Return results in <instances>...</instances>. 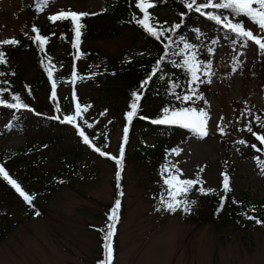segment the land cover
<instances>
[{"label": "rangeland", "instance_id": "374dc122", "mask_svg": "<svg viewBox=\"0 0 264 264\" xmlns=\"http://www.w3.org/2000/svg\"><path fill=\"white\" fill-rule=\"evenodd\" d=\"M161 1L155 0L156 6L149 12L172 20L173 9L162 5ZM99 2L52 0L43 12H38L26 6L24 0H0V41L30 30L34 24L44 22L49 15L62 9L81 12L88 7L94 10ZM138 12L142 17L143 13L139 9ZM249 29L256 35H264L254 24H250ZM136 31V27L126 28L115 36L85 39L82 45L88 49L95 48L108 57L120 55L125 49L133 55L135 50L130 41ZM218 36L219 46L211 63V82H202L196 87L201 91L196 89L197 95L203 96L204 92V100L208 103L194 97L195 103L182 104V107L208 111L209 134L203 138L192 134L176 144L173 149H179V155L172 149L168 154V166L176 165L183 173L182 179H193L199 173L205 188L222 189L221 165L227 150L237 166L230 181L231 193L239 197L246 191L251 202L264 208V174H261L253 157L239 158L237 149L232 147L233 143L239 144V137L250 138L248 132L242 130L249 122L254 121L256 127L262 129L253 117L261 115L264 118V54L253 42H249L247 47L239 46L241 51H238L237 45H225L222 34ZM63 50L56 48L52 55L58 56ZM234 58L240 61L236 71H232ZM16 62L26 79L36 76L37 70L28 51H19ZM74 64L88 68V59L79 57ZM94 66L92 64L88 69ZM207 79L205 76L202 81ZM179 83L180 87L173 91L172 96L190 94L189 85ZM48 86L46 83L37 90L35 102H49ZM120 89V82L109 73L76 85L74 93L91 105L77 118L91 144H85L76 133L59 148L43 149L44 164L52 169L58 164L57 150L67 149L73 142L80 141L81 150L74 160L77 171L67 183H60L49 192L43 191L38 197L44 206L42 215L18 218L17 203L11 207L10 221L17 222H11L9 231L0 240V264H93L94 259L101 256L98 226H106V204L113 200L115 194L112 178L117 167L96 152L92 145H105V152L109 154L119 152L123 128L127 123L125 108L128 101ZM57 93L65 102L63 113L70 115L74 109L73 91L68 85H61L57 87ZM158 103L145 100V107L151 111L159 106ZM245 109H249L252 115L242 117ZM220 117H223L222 122ZM218 124L225 128L224 134L218 130ZM71 129L75 131L76 127L71 126ZM139 138L138 125L131 131L129 156L121 175L123 209L115 234L113 264H264L263 229L232 224L219 227L210 221L193 220L191 211L177 210L173 213L157 210L161 198L166 199L167 194L162 193L152 168L140 154L136 155ZM156 138L148 135L143 141L150 143ZM24 141L25 136L15 129L0 130V150L21 148ZM214 167L217 169L215 174L211 171ZM201 168L203 172H200ZM203 207L200 201L198 210Z\"/></svg>", "mask_w": 264, "mask_h": 264}, {"label": "trees", "instance_id": "16d2710c", "mask_svg": "<svg viewBox=\"0 0 264 264\" xmlns=\"http://www.w3.org/2000/svg\"><path fill=\"white\" fill-rule=\"evenodd\" d=\"M24 2L26 6L36 9L37 0H32V2L24 0ZM198 2L203 3L204 0H198ZM135 3L136 0H100L96 9L90 10L88 7H85L81 10V12L99 13L98 15H90L83 18L82 23L85 25V28L82 30V42L85 39L115 36L126 28H138V31H136L133 36L134 38L130 41V45L133 46L135 50L133 55L125 49L120 55H116V58L108 57L98 52L95 48L88 49L83 47L81 42L79 57L88 59V68L91 67L92 64H95L94 68L91 69L74 64L76 60L75 57L78 54L77 50L72 47L73 32L69 21H58V24H56L46 19L40 24H34L42 35L50 37L45 52H41L37 44L29 38L35 35V33L32 32L34 25L30 30L12 37L19 41L17 45H0V51L6 54L7 60L6 64H0V73L4 74L0 75V89H9V91L0 94V99L8 103H15V100L12 98L13 94H19L22 101L29 106L27 109L16 110L7 107L6 104H0V130L5 132L15 129L25 136V141L21 148L5 147L0 150V166H3L9 176L16 180L26 193L33 196L32 204L29 205L8 181L5 180L3 176H0V223H2L0 224V240L5 237L9 231L11 222L13 224L17 222V220L10 221V217L13 214L11 207H13L14 204L17 203L18 218H21V216L36 217L38 216L37 213L42 215L44 206L38 201V197L42 195L43 191L49 192L57 188L60 183H67L76 170L74 160L81 150L80 141L77 143L73 142L67 149L62 148L57 150L58 164H56L54 168L49 169L44 164L45 153L43 149L51 146L59 148L63 143L70 141L71 137L76 133L78 134L77 128L75 131L71 129V126L74 125L62 122L65 116V113L62 111V107L65 106L63 99L59 98L58 93L56 101L51 99L52 81L48 78L45 65H49L50 63L52 66V80L56 82L57 87L68 85L73 93L78 83L92 80L97 77L99 78L109 73L110 77L120 82L122 86L120 92L125 94L128 98L125 112L129 110L132 92L143 91L139 116L157 118L161 115L160 108H162V106L181 108L182 104L185 103L172 96L173 91L180 87V85H178L180 84L179 82H182L183 85L184 82H186V84L189 85L191 79L190 72L183 66V59L186 55V53H181L180 51V49L183 48V43L193 45L194 47L192 50L197 53V59L204 63L208 61L212 63V60L216 56L214 52L219 46V33L223 36L222 43L225 45L229 43L235 44L233 46L237 45L238 51H241L239 47L241 44L239 42L233 43L237 38L227 33L226 30L215 24V22L208 20L195 11H189L181 0H162V5L173 9V19L166 20L159 18L156 14H152L154 22H157V26L163 25L164 28H171L174 24H181V27L174 33L167 32L165 34L166 36H171L172 39L176 41V43L167 50V55L165 56L166 50L164 44L168 41L163 38V42L157 41L155 38L145 33L133 20L134 14L138 18L140 17ZM182 13L185 14L183 18L181 17ZM240 19L244 20L245 27L249 29L252 23L243 17ZM197 29L199 32H197ZM52 33H55V35H52ZM56 48L64 49V52L58 56L52 55V52ZM209 48H213L214 51L210 53L208 51ZM21 50L28 51L30 60L37 70V74L33 79H26L16 62L17 53ZM162 56L165 58L161 61L159 70L152 76L147 86L141 89V82L152 74L153 68ZM48 58H50V61ZM42 59L44 60L43 65L41 64ZM74 70L77 72L75 79H73L72 76ZM198 75L201 76V80L205 77L203 73H198ZM5 81L7 83H5ZM46 83L49 85L47 91V99L49 102H46L48 104L45 102H35L37 90ZM198 84H194L193 86L196 88ZM198 90L200 91V89ZM203 97H205L204 92ZM73 100L74 109L71 111L70 115L75 114V104L77 102L80 103L82 107L87 106V103L80 100L77 94H75V99L73 98ZM145 100L150 102L158 101L160 108H158V106L154 107L151 111L147 110L145 107ZM186 103L195 102L193 100ZM47 105H49V107ZM57 107L59 110H57ZM57 117H59V119H57ZM254 123V121H251L253 131L258 134H264V128L259 129ZM138 125L140 126V138L139 148L135 151L136 155L140 154L147 165L152 168L151 172L155 175L156 181L162 189V193L167 194L166 186L163 184L161 168L166 164L168 165V154L173 147L185 141L187 136L193 133L179 126L154 125L147 120L138 117L134 118L131 125H129V135L128 141L125 144L122 170L129 156L128 144L130 142L131 131ZM248 134L250 138L245 136L237 139L239 141L245 140L247 142L246 144L233 143L232 145V147L237 149L239 158H255L259 156L261 159H264V151L257 152L252 147V145L255 144L257 148L264 149V145H262L251 133L248 132ZM148 135L157 138L153 142L146 143L143 139ZM96 147H99L102 151L106 150L105 145H96ZM225 152L221 165L222 173L227 172L231 181L237 170V166L230 157L229 151L226 150ZM110 155L118 157L119 152L115 155ZM106 158L117 167L114 177L112 178L115 194L113 200L106 204V225L109 222L108 216L110 215V210L114 201L119 198L121 200V208L119 210V221L116 225L117 230L123 209V195H119L121 191L123 192V183L121 180L122 170L120 171V179L118 181L116 177L118 171L116 162L108 157ZM195 177L193 179H195ZM196 187L198 188L200 185ZM213 189L217 190L216 194L203 195L196 189H193L188 194L187 199L196 201V203L192 205L191 210V218L193 220L210 221L219 227L232 224L264 230V223L257 224L255 220H249L247 218L248 216H253L264 221V208L258 207L255 203L251 202L246 191L239 197H235L230 191L227 194L223 209L217 211L220 207V197L224 195V193L223 189ZM200 201L203 202L204 207L198 210ZM98 228L100 229L99 239L101 256L97 259L95 258L93 264H98V261L103 259L102 245L104 232L102 230L106 229V226L103 227L99 225ZM113 248L115 255V235L113 238Z\"/></svg>", "mask_w": 264, "mask_h": 264}, {"label": "snow or ice", "instance_id": "6c2138e0", "mask_svg": "<svg viewBox=\"0 0 264 264\" xmlns=\"http://www.w3.org/2000/svg\"><path fill=\"white\" fill-rule=\"evenodd\" d=\"M184 3L185 7L189 11H195L196 13L206 17L208 20L215 22V24L221 26L227 33L232 34L236 40L233 43L239 42L242 47H247L249 42H253L258 51L264 54V35H256L251 29H247L244 25V20L240 19L241 17L247 19L249 22L254 24L260 33H264V0H204L203 3H199L198 0H181ZM51 3V0H37L36 10L38 12H43L45 8ZM135 6L143 13L142 17H137L133 15V20L135 23L140 26L145 33L149 36L155 38L157 41H162L166 39L168 42L164 44L165 56L167 55V50L176 43L171 36H166L167 32H175L181 27L180 23L174 24L171 28H164L163 25L157 26V22H154V17L149 12V9L155 7V0H136ZM211 9V10H209ZM207 10V11H206ZM227 13V14H225ZM99 13H87V12H75L71 9L69 10H60L55 14L48 16V19L52 23L58 21H69L71 25V30L73 32L72 47L77 50V56L75 59L79 58V49L81 44L82 30L85 28V25L82 23L84 17L90 15H98ZM185 14L182 13L181 17L183 18ZM32 32L35 35L29 37L34 43L37 44V47L41 52H45L46 45L48 44L50 37L44 36L40 33V30L35 27L32 28ZM197 32L199 30L197 29ZM55 35V33H52ZM63 38V37H62ZM19 41L15 38H8L0 41V45H17ZM214 43V42H213ZM193 45L189 43H183V48L180 49L181 53H186L183 59V66L190 72L191 79L189 82V91L190 94H185L182 97L177 96L178 100L184 102L193 101L194 97L197 99L204 100V97L197 95L196 88L193 87L194 84L208 82L210 83V77L213 75L211 72V61L204 63L197 59V53L193 51ZM208 51L211 53L214 51L213 48H209ZM165 57H161L157 61L156 66L152 70V74L149 75L144 81L141 82V89H144L149 81L152 79V76L157 73L160 67L161 61ZM50 61V58H48ZM6 54L3 51H0V64H6ZM41 64H44V60H41ZM240 61L238 58H234V66L232 71H236V65H239ZM45 71L47 72L49 80L51 83V99L56 101L57 98V84L52 80L53 72L52 66L45 65ZM198 73H203L204 76L208 77L206 81L201 80V76ZM0 75H4L0 73ZM14 75V73H13ZM73 79L76 78L77 72L74 70L72 72ZM5 83H7L5 81ZM9 91L8 88L0 89V94L3 92ZM30 93V89H29ZM13 100L15 103H8L3 99H0V104H6L7 107L12 109H27L29 106L24 103L19 96V94H13ZM73 98L75 99V93H73ZM143 98V91H134L131 94V100L129 103V110L125 113L126 125L123 128L122 143L119 149V156H112L109 153L102 151L99 147L92 145L94 150L98 152L101 156L108 157L114 160L118 166V171L116 173L117 180L120 179V171L122 170L124 155H125V144L128 141L129 135V125H131L134 118H140L143 120L149 121L154 125H166V126H179L185 129L190 130L196 136L203 138L206 137L208 133V121L210 120V115L205 108L196 107H181V108H169L165 107L161 110V115L157 118H150L147 116H139L141 108V100ZM204 103L207 104V100H204ZM91 105L81 106L80 103L75 104V114L74 115H65L62 122H66L70 125H74L78 129L79 135L83 138L85 144H91L89 137L85 135V132L80 128V125L77 123V118L81 117L82 112L87 111V108ZM57 110L59 108L57 107ZM107 110H105L106 112ZM102 113L101 115H103ZM252 115L249 109H245L241 113L242 117ZM59 119V117H57ZM253 119L259 123L261 128H264V118L260 116H254ZM220 121H223V117H220ZM88 127H92L91 124H88ZM218 130L221 134H224L225 128L221 124L217 125ZM246 130L251 133L255 138L264 145V134H258L253 131L251 122L245 125ZM240 144H246L245 140L238 141ZM252 147L257 151L261 152L264 149L257 148L255 144ZM174 153L179 155V149H173ZM256 160L257 166L261 169V174H264V159H261L259 156L254 158ZM203 168L200 169V172H203ZM166 173V175H165ZM163 184L166 186L167 198H161L160 207L158 211L163 209L169 212H176L177 210H183L185 213H188L192 210V205L196 201H190L187 199L188 194L196 189L199 193L203 195L216 194L217 190L213 188H205L203 186V181L199 173H197L195 179H182L183 173L176 165H165L162 168ZM222 175V189L224 195L220 197V207L217 211H221L224 207L225 200L227 199V194L231 191L230 187V176L227 172L221 173ZM0 176H3L5 180L15 189V191L23 198L25 202L29 205L32 204L33 196L26 193L19 183L16 180L12 179L8 172L0 166ZM200 185V187H196ZM119 187V185H118ZM120 196L123 195L121 191ZM235 202V201H234ZM121 208V200L117 198L114 201V204L110 210V215L108 216V223L106 229H103V259L98 261V264H113L114 258V248H113V238L116 234V225L119 221V210ZM39 215V213H37ZM249 220H255L257 224H262L264 221L259 220L256 217L248 216Z\"/></svg>", "mask_w": 264, "mask_h": 264}, {"label": "bare ground", "instance_id": "6f19581e", "mask_svg": "<svg viewBox=\"0 0 264 264\" xmlns=\"http://www.w3.org/2000/svg\"><path fill=\"white\" fill-rule=\"evenodd\" d=\"M216 170H217V169L214 167V168H212L211 171L213 172V174H215V173H216Z\"/></svg>", "mask_w": 264, "mask_h": 264}]
</instances>
